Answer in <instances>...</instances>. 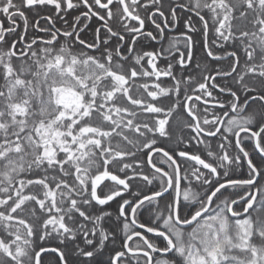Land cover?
<instances>
[{
    "label": "snow or ice",
    "instance_id": "obj_1",
    "mask_svg": "<svg viewBox=\"0 0 264 264\" xmlns=\"http://www.w3.org/2000/svg\"><path fill=\"white\" fill-rule=\"evenodd\" d=\"M0 264H264V0H0Z\"/></svg>",
    "mask_w": 264,
    "mask_h": 264
}]
</instances>
